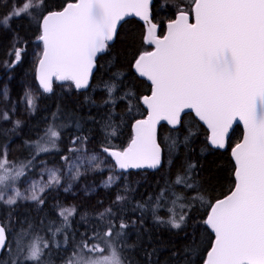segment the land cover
Segmentation results:
<instances>
[{
    "label": "snow or ice",
    "instance_id": "6c2138e0",
    "mask_svg": "<svg viewBox=\"0 0 264 264\" xmlns=\"http://www.w3.org/2000/svg\"><path fill=\"white\" fill-rule=\"evenodd\" d=\"M151 4L152 0H69L60 10H48L40 19L37 37L43 46L37 69L40 86L51 92L55 79L70 81L77 89L86 88L98 55L106 52L117 38L118 25L130 16L143 20L147 25L143 43L152 50L141 51L132 67L151 85L150 94L139 97L146 115L135 120L127 147L122 150L104 147L102 151L121 170L158 168L162 150L157 142V126L162 121L178 128L183 124V116L191 111L207 125L209 143L221 149L226 147L233 123L242 122L243 139L231 150L235 162L234 188L222 199L208 202L210 211L203 220L214 234L204 264H264V0H189L188 10L177 5L178 11L167 22L163 35L158 34L159 25L153 22ZM44 5L45 0L35 3L24 0L20 7L14 4L0 24L9 27L14 17H31V9ZM22 52L21 48L15 49L16 62L21 60ZM114 90L115 85L108 87L110 97ZM27 103L34 108L31 94H27ZM0 118L10 117L3 113ZM20 123L17 120L16 126ZM110 135L115 136L116 130ZM46 136L47 143L35 142V156L50 151L48 145L55 148L60 133L49 126ZM62 159L67 161L68 157ZM90 159L95 161L97 157ZM30 164L31 161L17 165L8 159L7 151L0 152V202L11 206L18 198H24L43 204L37 188L43 193L53 184H60L57 171L49 170L48 183L39 186L34 182L32 194L23 197L13 185L25 175L24 170ZM73 167L76 171L71 178L75 180L81 172L75 164L69 166V171ZM194 167L188 166L189 170ZM112 182L109 177L105 186ZM184 182V177H177V184ZM9 189L14 195L5 198ZM196 198L204 200L202 196ZM123 199L120 195L116 197L117 202ZM75 211V208L61 209L64 227ZM111 211L109 208L100 213L101 218ZM184 219L181 215L179 220L169 222L173 228H180ZM119 227L123 230L128 225L121 222ZM61 230L57 228L56 232ZM121 235L109 222L102 234L94 232L93 238L98 243L82 240L65 264H125L117 247ZM43 247H48L47 242ZM17 250L16 257L6 264L24 261L40 264L44 254L37 242L28 246L26 255H22L24 248L20 241ZM0 251H11L3 224H0Z\"/></svg>",
    "mask_w": 264,
    "mask_h": 264
},
{
    "label": "trees",
    "instance_id": "16d2710c",
    "mask_svg": "<svg viewBox=\"0 0 264 264\" xmlns=\"http://www.w3.org/2000/svg\"><path fill=\"white\" fill-rule=\"evenodd\" d=\"M67 2L69 0H45L43 7L31 10V17L22 15L11 20V27L22 38L18 48L23 49V52L21 60L11 70L2 72L4 77H17L22 73L25 67L22 59L28 56V45L36 43L40 35L42 15L48 10H60ZM0 5L2 7L3 3L0 2ZM177 5L185 10L190 7L189 0H153L151 12L153 22L159 25L160 35L164 34L167 22L178 11ZM1 7L0 18L4 13L1 14ZM145 31V27L137 20H126L115 42L98 59L91 86L84 92L73 87L68 93L64 85H70V82H55L53 91L46 94L37 84L34 67L31 80L39 101L37 106L34 104V108L21 104L25 110L32 109V115L21 121L12 112L14 103L10 99L6 104V113L10 118H0V152L10 146L11 151L17 153L15 164H28L31 161L21 181L35 176L43 164H60L63 175L74 154L102 151L104 147L115 146L120 150L127 147L133 135L135 120L146 115L139 97L150 94L151 85L140 79L132 67L141 51L152 50L143 43ZM111 85H115V90L110 97L108 87ZM37 88L41 91V98ZM128 92L135 95L126 96ZM20 93L15 88L12 95L18 97ZM17 120L21 123L14 128ZM49 126L60 133L59 139L55 141L56 147L48 145L50 151L35 156V142L47 143L46 131ZM113 129L116 130L115 136L110 135ZM14 133L15 141L20 140L18 147L12 145L15 142ZM242 136V129L235 127L227 148L216 150L209 145L208 130L192 114L184 115L183 124L178 128L162 125L158 130L162 166L151 173L129 172V192L121 204L109 206L112 211L103 218L96 210L86 212V205L79 204L68 219V226L64 227L59 208H54L51 203L55 195L62 196V192H56L57 188L42 197L43 204L20 202L4 208L0 205V222L8 231L11 249L0 257V264H6L16 257L18 241L24 248L22 255L27 254L30 244L39 243L44 252L40 264H65L82 240L98 243L99 240L93 238L94 232L102 234L109 222L116 231L122 232L117 247L121 250L125 264H204L207 251L214 241V234L203 224L210 211L208 202L222 199L234 188L235 164L231 150ZM74 140L76 143H73ZM65 156L68 157L67 161L62 159ZM190 164L195 167L189 170ZM178 176L184 177L185 182L177 184ZM95 177L101 179L103 175L97 173ZM201 196L203 201L196 198ZM62 203L67 201L63 199ZM181 215L185 217L181 227L173 228L169 221L179 220ZM121 222L128 227L121 230ZM57 228L62 230L56 232ZM65 236L68 238L67 245ZM45 242L47 248L43 247ZM23 264L36 262L24 261Z\"/></svg>",
    "mask_w": 264,
    "mask_h": 264
},
{
    "label": "rangeland",
    "instance_id": "374dc122",
    "mask_svg": "<svg viewBox=\"0 0 264 264\" xmlns=\"http://www.w3.org/2000/svg\"><path fill=\"white\" fill-rule=\"evenodd\" d=\"M3 3L1 7L3 16L0 18L2 19L8 13H10L13 9V5L15 4L16 7L22 6L24 0H0ZM35 3V0H34ZM35 9V8H33ZM31 9V10H33ZM16 18V17H14ZM13 18V19H14ZM11 21L9 22V27H5L0 24V114L1 116L3 113H6V104L10 102V99H13V108L12 112L22 120L27 119L32 115V109L27 108L25 110L23 106L28 107L27 103V94H31L34 98V104L37 106L38 95L37 90L31 80L34 74V67L36 66V72L38 69L40 53L42 51V45L38 44V39L36 43L32 42L28 45V56L27 58H23L22 62H25V67L22 70V73L14 77L12 75H6L2 73L4 70H11L15 65V49L18 48L20 42H22V38L20 35L11 27ZM11 61H13L11 65ZM35 72V75H36ZM37 81V80H36ZM17 89L21 93L18 97L12 95L14 89ZM73 86L70 84L64 85V90L70 93L72 91ZM38 89V88H37ZM39 90V89H38ZM40 91V90H39ZM5 92L7 95H5ZM41 98V91L40 96ZM22 104V105H21ZM10 117V116H9ZM14 128H17L14 125ZM15 141L16 136L14 133ZM10 138V135H9ZM12 141V143H13ZM20 145V140L15 141L13 144ZM2 151H7L8 159L13 163L17 159V153L12 152L10 146L3 148ZM92 156H96L97 159L92 161L90 158ZM19 157V156H18ZM75 164L79 165V171L81 175L78 179L73 180L71 177L76 171L73 167L71 171H69V166ZM99 165V167H97ZM117 167L115 163L111 159V157L102 151H92V152H83L74 154L71 160L68 162L66 166V170L63 175H61V166L60 164L56 165H47L43 164L38 170L37 174L32 178H27L23 181L22 177H20L13 187L19 190L23 197H28L32 194V185L34 182H38L39 186H43L48 183L49 180V170L57 171L58 175L60 176V184L48 187L45 189L43 193H39L37 188V194L41 196V198L50 192L52 189L57 188L56 192H62V196L55 195L51 201L52 206L55 208H59V214L61 209L64 208H75L79 204L86 205L87 209L86 212H90L91 210H96L97 214L104 213L106 209H109V206L119 205L122 201L117 202L116 197L117 195L125 197L126 193L129 192L131 183L128 181L129 173H118L116 172ZM101 173L103 178L97 179L95 174ZM109 177L113 178V182L109 186H105L106 181ZM67 189V191L65 190ZM9 195H14V192L9 189L5 192V198ZM63 199L67 201V203H62ZM24 202V203H35L37 201H33L30 199L18 198L17 203ZM16 203V204H17ZM15 204V205H16ZM0 205L5 207H12L14 205H6L3 202H0ZM107 214V213H106ZM61 216V215H60ZM72 216V215H71ZM69 216V218L71 217ZM62 217V216H61ZM63 218V217H62ZM68 218V219H69ZM64 219V218H63Z\"/></svg>",
    "mask_w": 264,
    "mask_h": 264
},
{
    "label": "water",
    "instance_id": "95a60500",
    "mask_svg": "<svg viewBox=\"0 0 264 264\" xmlns=\"http://www.w3.org/2000/svg\"><path fill=\"white\" fill-rule=\"evenodd\" d=\"M152 3H153V0H152ZM151 5H152V4H151ZM151 14H152V12H151ZM129 19H135V20H137L138 22H140V23L145 27V30H146L147 25H146L145 22H144L143 20H141L139 17H135V16L126 17V18H125V21H126V20H129ZM125 21H122V22L118 25L117 33H118L119 29L121 28L122 24H123ZM166 25H167V24H166ZM165 32H166V31H165ZM158 34H159V28H158ZM115 40H116V39H115ZM115 40H114V42H115ZM38 41H39V40H38ZM39 42H40V41H39ZM114 42H112L110 45H112ZM104 53H105V52H104ZM104 53L98 55V57H97V61H98V59H99ZM97 61H96V65H97ZM133 70H134V69H133ZM95 71H96V67L93 69L92 75H91L90 78H89L88 86H87L86 88L77 89V88L75 87V85L72 83L74 89H76V90H78V91H81V92L87 91V90L89 89V87L91 86V83H92V80H93V76H94ZM134 72H135V70H134ZM135 74H136V73H135ZM37 75H38V74H37V72H36V80H37V84H38V86L40 87V89H41L44 93H46V94H49V93H51V92L53 91V86H54L55 82H57V83H59V84H64V83L68 82V81H57V80L53 79V83H52V91H51V92H45V91L43 90V88L40 86V83H39V80H38V78H37ZM136 75L138 76V74H136ZM138 77H139V76H138ZM139 78H140V79H144V80H146V78H142V77H139ZM146 81H147V80H146ZM69 82H70V81H69ZM147 82L150 84L149 81H147ZM70 83H71V82H70ZM142 105H143V104H142ZM143 107H144V106H143ZM187 114H192V115H194V117H195V114L192 113L191 111H188ZM195 118H196V117H195ZM196 119L199 121L198 118H196ZM199 122L202 124V126H204V127L208 130L209 135H210V131H209V129L207 128V125H205L202 121H199ZM162 125H168V124H167L166 122L162 121L161 124L157 126V142H158V130H159V128H160ZM168 126H169L170 128H173V127L170 126V125H168ZM237 126L240 127V128L242 129V131H243V135H244V126H243V123L237 120V121H235V122L233 123V126H232V128L230 129V131H229V137H228V140H227V143H226V147L223 148V149H221V148L213 147V146L209 143L210 147L213 148V149H216V150H224V149H226L227 146H228L229 138H230V136H231V134H232L234 128L237 127ZM242 139H243V136H242ZM242 139H241V140H242ZM208 141H209V139H208ZM240 142H241V141H240ZM158 143H159V142H158ZM161 150H162V147H161ZM231 157H232V155H231ZM111 159H112L113 162L115 163V161H114V159H113L112 157H111ZM232 159H233V157H232ZM233 161H234V159H233ZM162 162H163V154H162L161 165H160L158 168H148V167H144V168H139V169H128L127 171H125V170H121V169H119V168L117 167V172H119V173H129V172L145 171V172L151 173V172H154V171H156L157 169H159V168L162 166ZM234 164H235V162H234ZM0 224H1V222H0ZM210 231H211V230H210ZM3 253H4L3 251H0V257L3 255Z\"/></svg>",
    "mask_w": 264,
    "mask_h": 264
},
{
    "label": "flooded vegetation",
    "instance_id": "af4514ba",
    "mask_svg": "<svg viewBox=\"0 0 264 264\" xmlns=\"http://www.w3.org/2000/svg\"><path fill=\"white\" fill-rule=\"evenodd\" d=\"M164 33H165V32H164ZM38 44H41V45H42V43H41V42H39V41H38ZM42 47H43V46H42ZM68 82H69V81H68ZM66 83H67V82H66ZM71 84H72V82H71ZM72 85H73V84H72Z\"/></svg>",
    "mask_w": 264,
    "mask_h": 264
}]
</instances>
